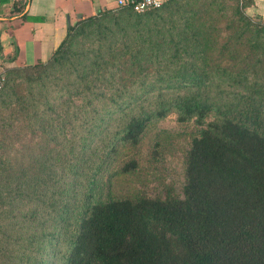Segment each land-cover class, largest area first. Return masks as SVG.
Here are the masks:
<instances>
[{
	"label": "trees",
	"instance_id": "16d2710c",
	"mask_svg": "<svg viewBox=\"0 0 264 264\" xmlns=\"http://www.w3.org/2000/svg\"><path fill=\"white\" fill-rule=\"evenodd\" d=\"M6 1L0 0V4ZM28 1L16 0L12 16L22 14L21 21L29 19L24 13ZM242 4L244 11L250 1ZM113 12L107 9L74 22L46 61L16 70L27 79L38 80L50 63L64 58L78 25L106 18ZM257 18L245 15L256 31L264 34V22ZM194 22H201V28L190 26V38L169 41L174 51L182 50V54L168 56L162 45H152L141 58L136 50L118 60L115 70L109 72V80L120 84L115 89L116 97L129 95L126 101L94 103L103 96L104 84H108L104 72L95 71L100 68L98 64L75 68L78 82L88 75L97 76L84 89L90 97L85 104H74L69 97L57 102V96L41 97V104L31 101L27 110L26 101L17 108L19 98L1 100L8 112L0 113V264H264V101L253 84L243 85L238 93L214 90L215 84L228 80L239 84L251 71L244 66L235 70V56L230 51L220 64L210 60L208 51L216 44L219 20L202 15ZM253 47L257 49L259 45L249 48ZM161 66L168 70H153ZM129 75L138 88L124 86ZM94 81L102 84L101 88L96 90ZM68 87L62 90L70 94ZM148 97L160 102L138 101ZM166 97L170 102H164ZM172 112L177 124L194 127L186 132L190 140L182 198L171 195L165 200L145 196L96 200L91 194L72 223L65 207L54 210L52 215L46 212L47 202L52 200L49 186L55 181V175L50 176L49 143L55 139L56 131L63 139L72 140V128H82L81 123L76 124L79 115L93 120L89 133L95 128L102 131L106 116L123 118L105 147L106 154H114L119 148L127 153L117 164L112 179L138 170V158L132 150L138 148L153 121ZM46 115L53 118L47 119ZM28 125H40L33 133L39 131L42 136L36 143V154H32L31 167L13 170L6 158V135L14 129L19 134ZM157 146L155 142L153 147ZM23 148L20 144L15 152ZM65 169L59 171L61 176ZM18 200L26 212L9 216ZM60 200L67 201V197ZM53 204L54 201L51 209Z\"/></svg>",
	"mask_w": 264,
	"mask_h": 264
},
{
	"label": "rangeland",
	"instance_id": "374dc122",
	"mask_svg": "<svg viewBox=\"0 0 264 264\" xmlns=\"http://www.w3.org/2000/svg\"><path fill=\"white\" fill-rule=\"evenodd\" d=\"M244 2L245 0H172L154 13L135 15L125 10L115 9L106 18L99 17L94 22H84L72 32L68 52L64 58L48 64L49 66L41 73L38 80L27 79L21 71L16 70L21 67L11 66L4 70L5 75L0 78V113L8 112L4 109L5 104H2L3 98L6 101L10 99L16 101V98H19L20 105L17 108H22L26 101L27 110L30 108L31 101L41 104L44 101L40 99L41 97L44 99L57 96L56 102L61 98L69 97L74 104H85L90 97H87L88 92L84 89H88L92 79L97 78L92 74L86 76L81 82L75 79V68L85 64L88 66L98 64L100 68L95 71H103L108 83L104 84L103 96L98 97L99 101L95 100L94 103L101 104L111 99L126 101L130 99L129 95H125L122 99L116 97L115 89L120 88V84L109 80V72L115 70L114 66L118 60L125 55L128 56L129 52L134 54L136 50L141 58L150 52L149 48L152 45H162L168 56L182 54V50L174 51V46L169 41H182L186 36L190 38L192 32L190 26L200 29L201 22L194 21L202 19V15L209 19L216 17L219 20L217 41L208 51L209 59L218 61L220 64L225 61L230 51L235 56V66H238L235 70L244 69L240 67L244 66L246 70L251 71L239 84L228 80L220 83L219 86L215 84L214 90L238 93L243 85L253 84L260 93L258 97L264 101V69L256 71L264 68V34L256 31L252 22L245 19L243 8H241ZM7 13L9 15L11 12L6 10ZM252 45H259V48L253 47L251 50L249 47ZM162 54L165 53L162 52ZM153 70L166 72L168 69L161 66ZM132 77L129 75L123 81L127 89L138 88L137 83L131 82ZM76 83L79 85L74 86ZM94 85L96 90L102 86L97 81H94ZM65 86H70L68 87L70 94L62 90ZM141 93L139 91V94ZM167 98L164 102H170ZM142 99L151 104L160 102L151 97L139 98L138 101ZM14 101L13 104H15ZM58 111L61 112V109ZM107 117L104 121L107 124L102 131L95 128L89 133L93 120L87 115H79L76 124L81 123L82 128H72L71 136H74L72 140L63 139L62 135L55 132V139L49 143L51 149L49 168L53 171L50 176L55 175L53 178L55 181H51L48 191L52 200L47 202L49 208L46 212L50 215L54 213V210L65 207L66 212H69L71 216L72 223L73 216L79 212L83 204L89 201L91 194L96 200L136 196L160 200H165L171 195L183 197L184 163L190 140L186 132L194 129L192 124L185 126L177 124L176 114L173 112L162 120L153 121L138 148L132 150L133 155L136 154L138 158V170L128 176L110 179L117 164L127 153L119 148L114 154H106L108 137L118 130L123 120L121 117ZM45 118L53 117L46 115ZM39 126L28 125L26 129H21L19 134L18 130L14 129L6 135L8 144L6 158L13 170L21 166L23 169L31 167L32 154H36V143L42 136L39 131L33 133V130L38 129ZM82 142L85 149L81 146ZM155 142L158 143L157 147H153ZM20 144L24 148L17 153L15 149L19 148ZM63 168L66 169L61 176L59 171ZM64 195L67 201L60 200ZM17 202L11 208L9 216L17 217L26 212L22 201ZM56 229L63 234L60 228Z\"/></svg>",
	"mask_w": 264,
	"mask_h": 264
},
{
	"label": "crops",
	"instance_id": "0c3cea01",
	"mask_svg": "<svg viewBox=\"0 0 264 264\" xmlns=\"http://www.w3.org/2000/svg\"><path fill=\"white\" fill-rule=\"evenodd\" d=\"M15 1L0 4V75L11 66L46 61L69 30L67 18L71 25L107 9L115 10V0H29L24 13L30 18L21 21L22 14H6ZM249 1L244 14L264 22V0Z\"/></svg>",
	"mask_w": 264,
	"mask_h": 264
},
{
	"label": "built area",
	"instance_id": "2783aa9c",
	"mask_svg": "<svg viewBox=\"0 0 264 264\" xmlns=\"http://www.w3.org/2000/svg\"><path fill=\"white\" fill-rule=\"evenodd\" d=\"M169 1L170 0H115V9H129L136 14H143L156 10Z\"/></svg>",
	"mask_w": 264,
	"mask_h": 264
},
{
	"label": "water",
	"instance_id": "95a60500",
	"mask_svg": "<svg viewBox=\"0 0 264 264\" xmlns=\"http://www.w3.org/2000/svg\"><path fill=\"white\" fill-rule=\"evenodd\" d=\"M27 8H28V6L26 5L24 12L27 10ZM67 27H68V29L70 27L69 18H67Z\"/></svg>",
	"mask_w": 264,
	"mask_h": 264
}]
</instances>
